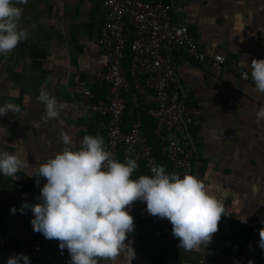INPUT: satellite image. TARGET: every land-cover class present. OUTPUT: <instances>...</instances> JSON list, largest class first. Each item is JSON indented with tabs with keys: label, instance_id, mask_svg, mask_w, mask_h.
<instances>
[{
	"label": "crops",
	"instance_id": "crops-1",
	"mask_svg": "<svg viewBox=\"0 0 264 264\" xmlns=\"http://www.w3.org/2000/svg\"><path fill=\"white\" fill-rule=\"evenodd\" d=\"M163 1L171 7L172 20L186 25L205 55L196 60L185 48L179 49L175 72L185 101L203 112L191 138L202 162V182L225 207L216 233L233 240L251 264H264L259 236L252 232L264 227V122L255 119L264 107V95L253 91L250 73L247 81L236 74L237 69L248 71L245 57L249 65L252 59H264V0ZM22 7L21 27L29 29L28 39L11 54L0 56V106L14 103L20 109L15 115L0 116V151L27 159L33 168L19 172L28 181L19 186L0 174V233L30 243L37 234L31 225L34 217L30 209L24 214L19 209L25 202H41L36 198L46 183L32 175L65 147L58 139L62 130L76 148L85 135L104 138L106 119L79 109L77 85L84 84L104 100L107 85L95 77L105 69L97 43L104 20L98 0H28ZM215 55L225 58L222 66H215ZM41 90L66 105L60 114L62 124L41 121L45 114L37 100ZM126 101L123 128L128 129L139 110L132 94H126ZM153 126V120L145 117L142 129L150 132ZM140 175L148 173L138 165L132 178ZM245 217L247 222L242 223ZM128 238L136 254L132 264H177L178 258L180 264H196L201 254V250L183 251L177 238L164 236L148 223L134 221ZM47 242L49 250L63 252L59 241ZM14 255L13 249L0 248V264ZM118 264H127L126 259Z\"/></svg>",
	"mask_w": 264,
	"mask_h": 264
},
{
	"label": "clouds",
	"instance_id": "clouds-1",
	"mask_svg": "<svg viewBox=\"0 0 264 264\" xmlns=\"http://www.w3.org/2000/svg\"><path fill=\"white\" fill-rule=\"evenodd\" d=\"M27 3L28 0H0V56L11 54L28 39L29 29L21 27L22 6ZM244 62L248 69L244 77L250 73L253 91L264 95V59H252L249 65L245 57ZM37 100L44 105L43 123H63L60 114L65 104L47 90H41ZM19 111L14 103L0 106V116ZM255 119L258 124L264 122V107L258 109ZM58 139L65 147L44 160L32 175L46 180L36 198L41 202L33 205L25 202L19 211L24 214L26 209L31 210L33 231L47 240L59 241V248L67 249L70 264H101V261L118 264L121 258L132 264L136 254L128 238L134 231V218L129 210L137 201L146 205L149 215L170 222L172 235L183 251H199L212 242L225 216V207L215 195L209 194L200 179L169 174L164 166H153L152 175L133 179L138 168L136 161L126 158V162H119L106 149L103 137L85 135L78 148L66 131L62 130ZM32 168L27 159L0 151V174L15 177L18 172ZM10 211L15 213L17 209ZM241 222L246 223L247 217ZM258 246L264 251V227L259 229ZM21 261L29 264L23 254L8 258L7 264Z\"/></svg>",
	"mask_w": 264,
	"mask_h": 264
},
{
	"label": "built area",
	"instance_id": "built-area-1",
	"mask_svg": "<svg viewBox=\"0 0 264 264\" xmlns=\"http://www.w3.org/2000/svg\"><path fill=\"white\" fill-rule=\"evenodd\" d=\"M98 1L104 9V20L97 43L103 51L105 69L95 77L107 85L106 99L96 98L91 89L79 84V109L106 119L105 147L119 162L133 159L148 175H152L153 166H164L169 174L176 173L181 178L192 175L202 181V162L191 137L202 122L203 112L185 101L175 69L179 49L185 48L196 60L205 55L198 50L186 25L172 20L171 7L163 0ZM212 60L216 67L225 62L222 55ZM244 73L237 69L236 74L247 81ZM127 93L132 94L139 113L131 127L125 129ZM145 117L154 122L150 132L142 129ZM160 160L167 164L160 165ZM6 178L13 186L28 182L19 172ZM145 209V204L136 202L129 214L134 221L153 225L166 237L173 236L167 219L151 216ZM252 232L259 236L257 229ZM0 248L23 254L29 264H70L71 259L67 249L62 253L49 250L47 239L38 232L30 243L0 233ZM196 264L251 263L233 240L213 235L212 242L201 249Z\"/></svg>",
	"mask_w": 264,
	"mask_h": 264
},
{
	"label": "trees",
	"instance_id": "trees-1",
	"mask_svg": "<svg viewBox=\"0 0 264 264\" xmlns=\"http://www.w3.org/2000/svg\"><path fill=\"white\" fill-rule=\"evenodd\" d=\"M152 144H153V142H151ZM161 162L160 163H165V160L163 161V160H160ZM215 236H217V237H220V238H226L225 236H222V235H220V234H218V233H215L214 234Z\"/></svg>",
	"mask_w": 264,
	"mask_h": 264
},
{
	"label": "water",
	"instance_id": "water-1",
	"mask_svg": "<svg viewBox=\"0 0 264 264\" xmlns=\"http://www.w3.org/2000/svg\"><path fill=\"white\" fill-rule=\"evenodd\" d=\"M177 264H180V262H179V258L177 259Z\"/></svg>",
	"mask_w": 264,
	"mask_h": 264
}]
</instances>
